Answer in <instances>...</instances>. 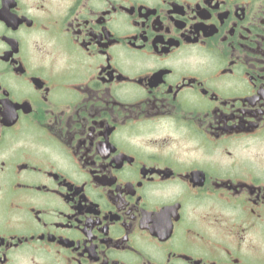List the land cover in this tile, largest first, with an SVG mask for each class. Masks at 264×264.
Instances as JSON below:
<instances>
[{
	"label": "flooded vegetation",
	"instance_id": "af4514ba",
	"mask_svg": "<svg viewBox=\"0 0 264 264\" xmlns=\"http://www.w3.org/2000/svg\"><path fill=\"white\" fill-rule=\"evenodd\" d=\"M0 264H264V0H0Z\"/></svg>",
	"mask_w": 264,
	"mask_h": 264
}]
</instances>
